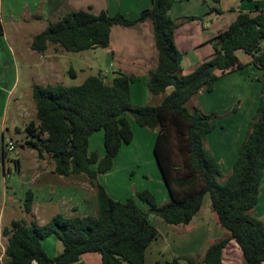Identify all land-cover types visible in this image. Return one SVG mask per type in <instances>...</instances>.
<instances>
[{
  "label": "trees",
  "instance_id": "obj_1",
  "mask_svg": "<svg viewBox=\"0 0 264 264\" xmlns=\"http://www.w3.org/2000/svg\"><path fill=\"white\" fill-rule=\"evenodd\" d=\"M172 4L173 0H151L150 7L133 19L121 13L111 16L106 12L94 15L89 10L69 11L33 37L30 47L36 53H44L48 45L66 53H80L108 48L112 27L132 28L149 22L157 64L148 72L146 87L153 96L167 89L171 92L158 106H134L130 85L135 78L121 72L113 73L109 83L103 75H96L73 87H32L36 120L25 127L26 145L39 158L49 156L55 175L86 176L95 189L96 213L72 218L57 215L42 226L33 220L12 221L0 233L6 239L4 264H83L80 258L86 253L99 254L101 264H146V250L158 236L150 217L160 218L166 226L183 228L198 214L206 195L216 222L228 237L210 245L201 263L221 264L223 250L233 240L244 264H264V223L251 214L264 176V74L257 79L261 84L260 100L227 177L206 146V138L220 118L187 107L201 91H213L219 73L245 69L236 51L251 56V64L264 72V11L255 16L240 13L226 30L209 41L213 55L183 75V55L173 41L177 23L168 15ZM71 77L75 78L73 71ZM128 116L138 127L156 131L153 154L170 198L168 203L157 205L150 192L137 193L147 211L133 199H112L96 183L97 176L111 170L120 148L132 141ZM96 132L103 134L101 158L88 151V139ZM175 152L183 157V169ZM32 203L33 195L28 191L23 203L27 216ZM50 236L62 245L61 253L54 257L41 247ZM178 261L175 258L168 264Z\"/></svg>",
  "mask_w": 264,
  "mask_h": 264
},
{
  "label": "rangeland",
  "instance_id": "obj_2",
  "mask_svg": "<svg viewBox=\"0 0 264 264\" xmlns=\"http://www.w3.org/2000/svg\"><path fill=\"white\" fill-rule=\"evenodd\" d=\"M43 2L44 0H0V221L2 218L5 228H9L12 221L23 220L29 223L33 220L42 226L57 215L66 218L94 215L92 209L88 207L89 193L85 191V188L79 190L69 186L61 187L58 181L54 182L56 186H51V183L46 180V175L40 177L35 174L41 169L52 168L53 163L51 164L49 156L42 155L39 158L36 151L26 145L25 127L29 122L36 120V110L32 99L34 85L46 87L58 83L64 87H73L80 85L88 76L96 75H105L106 82L109 83L113 78L110 72V60L108 55L102 54L101 48L88 50L86 53L65 52L58 60L59 76L53 79L48 78V73L43 71L40 55L29 52L32 38L53 22L45 13L46 8ZM41 14L42 17L39 18ZM48 47L46 54L53 56V51H57L52 45ZM60 50L58 48V52H61ZM71 71H74L75 78L71 77ZM138 86L141 87V80ZM217 91L215 95L217 97L214 99L216 104L218 97L229 95V92L221 86ZM217 105L222 107L219 103ZM187 107L194 108V102L190 101ZM244 108H241L240 114L231 120L244 118L245 116L241 117ZM232 114L229 112L226 118H230ZM245 115L247 118V113ZM217 117L221 118V115L218 114ZM222 118L225 117L222 116ZM252 118L251 116L245 122L249 124ZM219 120L215 121L217 128L222 127L219 125ZM128 121L131 123L134 141L130 145L121 147L119 157L115 161L116 167L111 171L113 180L110 182L109 177L107 179L109 184L107 183L106 186L108 189H113V198L116 201L125 202L133 199L138 205H143L138 201L137 193L148 191L154 196L157 205H164L165 202L162 201L164 199L159 194V190L163 188L164 192L166 186L153 154L156 134L149 129L138 127L132 117L128 116ZM246 126L248 125L245 123L241 125L240 136H243ZM225 128L227 132L231 129L230 126ZM101 134L102 132L95 135L89 147V151L97 155L104 154ZM217 134L214 135V143L210 142V145L214 151H216L215 143L216 148H219L215 152L216 160L223 159L219 164L222 175L227 177L230 167L229 157L234 153V141L231 131L228 134L220 133L219 137ZM8 143L13 145L12 151L8 149ZM3 150L4 159L2 158ZM178 153L175 152V158L178 160L180 169H183V157ZM99 181L105 180L102 178ZM218 183L222 181L218 179ZM261 186L263 190L264 184ZM28 191L34 196L33 204L37 210V221L32 213L27 216L23 211V203ZM168 199L170 201V198ZM204 200L205 211L207 203H210L209 196L206 195ZM145 207L147 208L146 205ZM154 218L160 220L158 217L151 216L152 222ZM180 243L176 240L174 243L168 241L164 244V248L177 255ZM0 244L6 245L2 236H0ZM41 247L51 257L62 251L61 243L54 236L43 241ZM183 253L182 250L179 255ZM181 264L184 263L181 262Z\"/></svg>",
  "mask_w": 264,
  "mask_h": 264
},
{
  "label": "crops",
  "instance_id": "obj_3",
  "mask_svg": "<svg viewBox=\"0 0 264 264\" xmlns=\"http://www.w3.org/2000/svg\"><path fill=\"white\" fill-rule=\"evenodd\" d=\"M44 5L46 8L45 13L47 16L49 15L51 17L50 19H52L53 22L59 20L69 11L88 10L94 15H98L101 12H106L109 15L121 13L126 17L133 19L136 18L142 10L150 7L151 0H44L43 6ZM213 10H218L219 13H216ZM259 11H264V0H220L217 3L212 0H173L168 15L177 23V27L173 33V41L177 50L183 55L180 64L182 74L186 75L191 73L198 64L209 59L213 55L214 51L209 41L219 32L226 30L231 23L236 20L240 13L255 16ZM38 17L41 18L42 14ZM2 36L5 39L3 34ZM53 47L54 50L57 51H53V56L46 54L49 47H47L44 53H37L42 60L43 71L47 72L48 78L51 79L59 76L57 72L59 66L58 60L65 53L60 49L61 52H58V48L56 46ZM101 50L103 55L109 56L111 66L110 72L112 74L121 72L135 78L130 85V101L132 105L158 106L161 104L163 97L167 95V92H171V89H167L164 94L153 96L148 92L146 87L148 72L153 70L157 64V54L154 47L152 26L149 22L142 23L132 28L112 27L109 36V47ZM29 52L36 53L31 47L29 48ZM86 52L87 51H83L80 53ZM235 55L241 64L246 65L245 69L226 73L224 75H220L219 73L218 75L221 77L216 81L212 92L208 93L201 91L197 96L190 100L194 102L195 108H198L204 114L221 115L219 125L222 127H216L206 138V146L215 158V152H217L219 148H216L215 143L214 147L216 151H214L210 145V142L214 143L215 133H218L217 135L219 137L220 133L228 134L231 131L234 141V153L229 157L230 167L227 172H230L231 170V166L237 155L238 147L247 130L246 126L242 133L243 136H240L242 132L240 129L241 125L243 123L248 125L245 120L249 119L251 116L253 117L260 100L261 84L257 79L264 74L263 71L257 69L251 64V56L246 55L242 51H236ZM183 65L185 67H183ZM103 76L105 77V75ZM139 80H141V87L138 86ZM55 85L59 84L55 83L50 86ZM220 86L227 90L229 95L227 97H218L216 102L217 104L219 103L222 105V107H217L218 105L215 103L214 99L217 97L215 95ZM138 98H140L139 101L137 100ZM234 106H236V108H234ZM243 107H245V110H243V115H241V117H246V113L248 117L238 118L236 121L231 120L233 117L240 114V110ZM229 112L233 114L230 118H226L229 116ZM225 113L228 114L226 115ZM222 116L226 119L222 118ZM129 125L131 127V123H129ZM225 126H230L231 129L229 132H227ZM99 133L100 132H96L89 137L88 151L92 139L95 135H99ZM153 133L155 134L156 131H153ZM101 135L103 139V134ZM132 141H134V137L132 138ZM119 153L113 161L111 170L103 175L97 176L96 178V183L102 185L106 193L112 199H114V191L113 189H108L106 184H109V181L107 180L109 177L110 182L113 180V174H111V171L116 167L115 161L119 157ZM102 156L103 155L98 154L99 158ZM43 157L47 156L44 154ZM222 160L223 159H218V163L222 162ZM35 174L40 177L46 175V180L51 183V186H56V183L54 182L58 181L61 187L69 186L79 190L85 188V191L89 193L87 201L89 205L88 207L92 209V212H94L93 214L96 213L95 189L90 185L86 176L77 175L67 178L57 176L54 174V165L48 170L44 168L36 171ZM102 178L105 181L100 182L99 180ZM262 181L261 185L264 184V176ZM159 194L162 195V198L164 199L162 201L165 202L164 204L169 202L167 188L164 192L163 188L162 190H159ZM204 199L198 214L195 215L189 224L183 228L166 226L160 218V220L157 218L153 219L158 231V236L146 250V264H168L175 258L179 260L178 264H181V262L189 264L186 261L187 259L197 261L196 264H202L201 260L203 255L210 245L228 237V233L216 222L215 216L211 211V206H209L210 203L206 202L207 208L204 211ZM138 206L143 211H147L145 205ZM31 213L37 221V210L33 203L31 206ZM251 214L264 223V188L262 190V186H260L258 203L251 211ZM5 227L6 226L3 224L1 218L0 233ZM3 239L6 241L5 238ZM175 240L181 242L179 246L180 250L177 249V252L181 253L183 250V255H179V253L177 255L173 254L172 252H168V249L164 248L166 242L171 241L174 243ZM80 260L83 264H101V257L97 253L83 254ZM221 264H244L241 252L233 240H230L223 250Z\"/></svg>",
  "mask_w": 264,
  "mask_h": 264
},
{
  "label": "built area",
  "instance_id": "obj_4",
  "mask_svg": "<svg viewBox=\"0 0 264 264\" xmlns=\"http://www.w3.org/2000/svg\"><path fill=\"white\" fill-rule=\"evenodd\" d=\"M8 149L10 151H12L14 149V147H13V145L11 143H8ZM5 246H3V244H0V264H4L3 260H4ZM32 264H37V263L36 262H32Z\"/></svg>",
  "mask_w": 264,
  "mask_h": 264
}]
</instances>
